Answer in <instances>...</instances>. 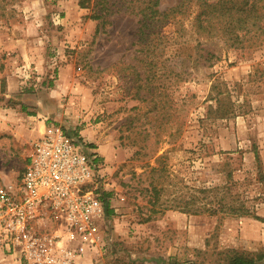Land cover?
Masks as SVG:
<instances>
[{"label": "rangeland", "instance_id": "rangeland-1", "mask_svg": "<svg viewBox=\"0 0 264 264\" xmlns=\"http://www.w3.org/2000/svg\"><path fill=\"white\" fill-rule=\"evenodd\" d=\"M96 1L0 0V189L16 186L36 140L16 145L25 126L9 121L10 110L77 134L103 176L90 239L67 240L52 217L36 227L42 264H224L227 252L264 254V42L226 49L198 40L181 18L162 29L161 54L144 57L138 17L113 13L100 26L88 19ZM197 41L217 59H197L188 49ZM241 205L250 215L236 214ZM0 264L36 263L17 247L0 248Z\"/></svg>", "mask_w": 264, "mask_h": 264}, {"label": "built area", "instance_id": "built-area-1", "mask_svg": "<svg viewBox=\"0 0 264 264\" xmlns=\"http://www.w3.org/2000/svg\"><path fill=\"white\" fill-rule=\"evenodd\" d=\"M79 138L48 125L30 145L16 186L0 189V248L23 247L29 260L42 264L47 249L35 233L49 217L63 228L67 240L91 238L94 220L102 212L97 182L103 176L97 157L82 152L85 145ZM67 256L71 259L73 253Z\"/></svg>", "mask_w": 264, "mask_h": 264}, {"label": "trees", "instance_id": "trees-1", "mask_svg": "<svg viewBox=\"0 0 264 264\" xmlns=\"http://www.w3.org/2000/svg\"><path fill=\"white\" fill-rule=\"evenodd\" d=\"M96 2L99 10L97 13H92L88 19L99 22L100 26L105 24L104 17L113 13L124 11L138 17L136 42L141 47L140 51L144 57L161 54L166 44L162 29L168 24L178 23L181 18L190 19V28L198 40L218 41L226 49L256 48L264 42V0H178L173 8L164 13L157 10L160 0H97ZM85 4L78 2L81 9L87 8ZM99 30V27L96 28L95 33L98 34ZM188 49L195 50L197 59L203 58V63L212 58L217 59L216 53L202 48L200 41ZM22 110H24L23 106ZM72 135L79 138L75 133ZM254 158H257V154ZM259 176L258 179L262 181L264 188V177ZM236 211L239 216L250 215L242 205ZM259 262L264 263V254L246 257L236 252H227L224 264H258Z\"/></svg>", "mask_w": 264, "mask_h": 264}, {"label": "crops", "instance_id": "crops-1", "mask_svg": "<svg viewBox=\"0 0 264 264\" xmlns=\"http://www.w3.org/2000/svg\"><path fill=\"white\" fill-rule=\"evenodd\" d=\"M9 112H11V114L9 113L8 115V119L11 123L16 124V122L23 123V128L25 126V128L22 130H20L21 135H19L18 133H15L16 131H14L13 134H18L19 137H17V135H15V138H17L15 140V143L18 147L22 146V143H24L26 140L28 139H37L40 136V133L43 131V129L48 126L47 122H45V120H40L39 118H34V117H18L14 114L15 111L14 110H10ZM5 117V116H4ZM81 134V132L79 133ZM93 152V151H92Z\"/></svg>", "mask_w": 264, "mask_h": 264}]
</instances>
